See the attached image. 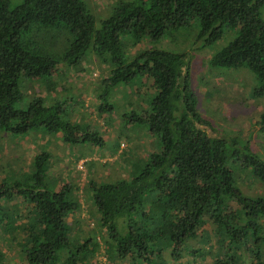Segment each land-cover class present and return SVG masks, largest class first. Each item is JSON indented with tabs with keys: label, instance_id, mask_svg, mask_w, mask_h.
Listing matches in <instances>:
<instances>
[{
	"label": "trees",
	"instance_id": "trees-1",
	"mask_svg": "<svg viewBox=\"0 0 264 264\" xmlns=\"http://www.w3.org/2000/svg\"><path fill=\"white\" fill-rule=\"evenodd\" d=\"M263 3L120 0L96 28L82 0H20L13 7L9 0H0V131L24 136L35 128L59 132L68 144H103L98 133L85 129L79 136L80 127L60 117L61 103L46 100L58 69L74 68L91 54L109 69L102 82L104 94L119 84H131L135 96L147 88L154 92L147 109L130 112L128 119L157 136L160 153L130 178L91 180L87 185L108 260L264 264V196L244 195L233 170H248L264 184V158L253 154L240 135L208 136L203 128L211 129V124L196 110L185 54L156 47L136 50L143 42L154 45L191 24L204 46L219 41L224 31H234L207 64L249 69L257 81L251 95L264 97ZM31 82L45 94L35 91L26 108L16 107L31 95ZM259 123L264 127V112ZM51 163L52 154L40 150L29 171L0 178V231L20 234L18 240L12 239L14 234L11 239L20 247L24 264H88L99 236L71 237L68 219L81 204L71 182L60 188L48 185ZM198 243L206 248H198Z\"/></svg>",
	"mask_w": 264,
	"mask_h": 264
},
{
	"label": "rangeland",
	"instance_id": "rangeland-1",
	"mask_svg": "<svg viewBox=\"0 0 264 264\" xmlns=\"http://www.w3.org/2000/svg\"><path fill=\"white\" fill-rule=\"evenodd\" d=\"M82 1L93 15L94 25L98 28L100 21L110 14L120 0ZM19 2L9 0V7ZM260 17L264 21V3L260 8ZM197 33L198 28L191 24L187 29L162 38L154 45L143 42L136 50L156 47L185 54L189 62V87L196 99V110L211 124V129L203 128L208 136L220 138L240 135L249 143V150L253 154L264 158V127L261 128L259 123L260 115L264 112V97L251 95L257 85L255 76L245 67L225 69L207 64L208 59L235 36V32L224 31L219 41L208 46L197 40ZM108 70L93 54L74 68L62 66L54 75L55 87L46 96L49 97L46 98L47 102L56 99L61 103L58 108L60 117L65 123L79 126V136L86 129L100 134L103 144H68L63 142L59 132H45L35 128L24 136H9L0 131V178L28 170L33 157L40 150H47L52 154L48 174L52 179L47 177L52 182H47L48 185L58 188L66 182L73 185V196L81 206L79 212L68 219L73 227L71 237L79 239L88 234L99 236L98 250L88 260V264L123 263L105 257L100 237L103 230L98 225L96 210L89 200L87 185L91 180L114 182L130 178L150 156L159 154L161 148L157 136L152 135L146 125L131 123L128 119L130 112L140 114L147 109L154 95L153 90L147 88L145 94L135 96L132 95L134 88L131 84H119L104 94L102 82L108 76ZM140 81L136 79L133 82L138 83L139 87ZM145 82L142 83L144 87ZM31 85V95L15 104L16 107L26 108L32 93H42L38 83L31 82ZM233 170L237 187L244 195L264 196V184L256 181L248 170L238 171L236 167ZM16 212H20L18 207ZM16 219L20 220L18 217ZM13 234L14 238L11 237ZM11 238L18 240L20 234L0 231V264H24L20 247ZM198 246L200 249L206 248L202 243H198ZM162 257L167 261V254L164 253ZM201 261L199 263H210L207 259Z\"/></svg>",
	"mask_w": 264,
	"mask_h": 264
},
{
	"label": "built area",
	"instance_id": "built-area-1",
	"mask_svg": "<svg viewBox=\"0 0 264 264\" xmlns=\"http://www.w3.org/2000/svg\"><path fill=\"white\" fill-rule=\"evenodd\" d=\"M121 147H123V144H121Z\"/></svg>",
	"mask_w": 264,
	"mask_h": 264
}]
</instances>
